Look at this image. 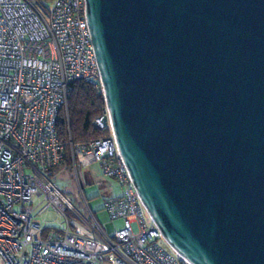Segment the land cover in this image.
Here are the masks:
<instances>
[{
  "label": "water",
  "instance_id": "95a60500",
  "mask_svg": "<svg viewBox=\"0 0 264 264\" xmlns=\"http://www.w3.org/2000/svg\"><path fill=\"white\" fill-rule=\"evenodd\" d=\"M119 154L191 264H264V0H85Z\"/></svg>",
  "mask_w": 264,
  "mask_h": 264
},
{
  "label": "built area",
  "instance_id": "2783aa9c",
  "mask_svg": "<svg viewBox=\"0 0 264 264\" xmlns=\"http://www.w3.org/2000/svg\"><path fill=\"white\" fill-rule=\"evenodd\" d=\"M75 81L102 91L85 17V0H53L44 13L30 0H0V264H191L162 237L119 154L109 115L93 126L108 134L66 144L56 136ZM65 148L77 167L98 164L121 195L104 201L102 226L81 217L57 188L53 169ZM49 209L63 220L42 229L33 215ZM124 228L116 230L113 222ZM136 225L133 232L131 225ZM46 231V232H45Z\"/></svg>",
  "mask_w": 264,
  "mask_h": 264
},
{
  "label": "rangeland",
  "instance_id": "374dc122",
  "mask_svg": "<svg viewBox=\"0 0 264 264\" xmlns=\"http://www.w3.org/2000/svg\"><path fill=\"white\" fill-rule=\"evenodd\" d=\"M76 172L77 178L73 168L68 167L64 162L55 167L53 169L54 181L58 190L69 199L74 211L78 215L89 219L79 191V183L88 208L102 226L106 225L109 220L103 210V204L108 197H118L121 195L122 192L119 184L114 180L103 177L96 163L88 167L78 166ZM33 222L38 224L42 229L49 227L60 228L64 224L63 220L58 217L53 209L40 214L34 213ZM113 226L116 230H121L124 228V223L121 220H117L113 222ZM131 228L133 232H136V225L132 224Z\"/></svg>",
  "mask_w": 264,
  "mask_h": 264
},
{
  "label": "trees",
  "instance_id": "16d2710c",
  "mask_svg": "<svg viewBox=\"0 0 264 264\" xmlns=\"http://www.w3.org/2000/svg\"><path fill=\"white\" fill-rule=\"evenodd\" d=\"M30 1L45 13L53 0ZM105 108L103 92L100 88L82 81L73 82L70 85L67 99L68 123L64 111L60 112L56 119L55 130L58 140L66 144L71 138L74 143H85L107 135V130L99 131L93 126L94 119L102 116ZM67 150L65 148L63 162L69 165L70 158Z\"/></svg>",
  "mask_w": 264,
  "mask_h": 264
},
{
  "label": "crops",
  "instance_id": "0c3cea01",
  "mask_svg": "<svg viewBox=\"0 0 264 264\" xmlns=\"http://www.w3.org/2000/svg\"><path fill=\"white\" fill-rule=\"evenodd\" d=\"M112 197H114V196H110V197H108L107 199L112 198ZM107 199H106V200H107Z\"/></svg>",
  "mask_w": 264,
  "mask_h": 264
}]
</instances>
